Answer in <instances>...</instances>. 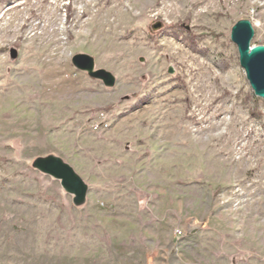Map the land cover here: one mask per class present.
I'll return each mask as SVG.
<instances>
[{
    "label": "rangeland",
    "instance_id": "rangeland-1",
    "mask_svg": "<svg viewBox=\"0 0 264 264\" xmlns=\"http://www.w3.org/2000/svg\"><path fill=\"white\" fill-rule=\"evenodd\" d=\"M244 18L264 44V0H0V264H264ZM48 154L84 203L33 165Z\"/></svg>",
    "mask_w": 264,
    "mask_h": 264
},
{
    "label": "water",
    "instance_id": "water-1",
    "mask_svg": "<svg viewBox=\"0 0 264 264\" xmlns=\"http://www.w3.org/2000/svg\"><path fill=\"white\" fill-rule=\"evenodd\" d=\"M158 21L153 25L154 29L161 27ZM255 30L251 20L244 18L238 20L232 27L231 38L237 44L240 64L245 69L246 76L254 93L264 98V44H251ZM11 55L15 57L17 50L12 49ZM74 65L87 71L91 76L103 80L112 86L116 82V76L110 70L95 67V58L88 53L79 52L73 55ZM33 165L40 171L60 179L62 186L73 194V202L77 205L86 200L89 184L76 171V169L62 157L55 154L38 156Z\"/></svg>",
    "mask_w": 264,
    "mask_h": 264
},
{
    "label": "built area",
    "instance_id": "built-area-1",
    "mask_svg": "<svg viewBox=\"0 0 264 264\" xmlns=\"http://www.w3.org/2000/svg\"><path fill=\"white\" fill-rule=\"evenodd\" d=\"M99 125H100V123H98V122L95 123V124H94V128H95V129H99Z\"/></svg>",
    "mask_w": 264,
    "mask_h": 264
}]
</instances>
